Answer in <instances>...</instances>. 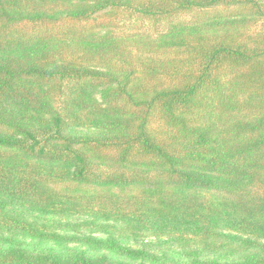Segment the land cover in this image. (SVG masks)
Instances as JSON below:
<instances>
[{"label":"trees","instance_id":"obj_1","mask_svg":"<svg viewBox=\"0 0 264 264\" xmlns=\"http://www.w3.org/2000/svg\"><path fill=\"white\" fill-rule=\"evenodd\" d=\"M0 264H264V0H0Z\"/></svg>","mask_w":264,"mask_h":264},{"label":"rangeland","instance_id":"obj_2","mask_svg":"<svg viewBox=\"0 0 264 264\" xmlns=\"http://www.w3.org/2000/svg\"><path fill=\"white\" fill-rule=\"evenodd\" d=\"M54 219L50 218L48 220H45L47 223H52L54 222L53 221ZM63 221H71V222H74V224H77V223H82L83 220L82 219H71V220H63ZM82 231H86V229L84 227L81 228ZM66 235H69V236H74V235H81V234H76L75 232H69L68 234ZM129 239L127 240V243L130 247L132 248H141L142 246H144L145 244L148 246V247H152V249L154 251H156L157 249H166L168 250L169 252H173V254L176 255V253H181L183 251V249L181 247H179L178 245H175V246H172V247H169V245H165V242L163 240H159L155 237H150L148 235H142L140 236L138 239L139 241H135L132 237V235L130 234L129 235ZM27 244H36V241L35 240H32V239H27L26 240ZM45 246H55L54 244L52 243H48V244H43ZM69 247H75V245H69ZM147 248V247H146ZM176 252V253H174Z\"/></svg>","mask_w":264,"mask_h":264}]
</instances>
